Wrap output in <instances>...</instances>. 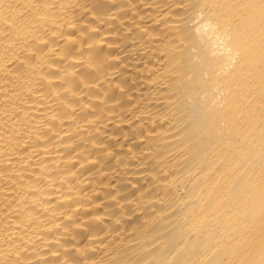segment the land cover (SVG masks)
<instances>
[{
  "label": "bare ground",
  "instance_id": "obj_1",
  "mask_svg": "<svg viewBox=\"0 0 264 264\" xmlns=\"http://www.w3.org/2000/svg\"><path fill=\"white\" fill-rule=\"evenodd\" d=\"M0 264H264V0H0Z\"/></svg>",
  "mask_w": 264,
  "mask_h": 264
}]
</instances>
